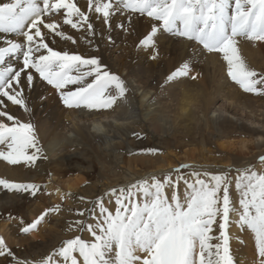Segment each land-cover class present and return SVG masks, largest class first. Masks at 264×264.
<instances>
[{"label": "bare ground", "instance_id": "bare-ground-1", "mask_svg": "<svg viewBox=\"0 0 264 264\" xmlns=\"http://www.w3.org/2000/svg\"><path fill=\"white\" fill-rule=\"evenodd\" d=\"M74 2L87 10V0ZM66 11H59L64 20ZM56 13L46 15L45 23L59 24L53 16ZM88 15L94 35L84 29L65 28L63 33L76 40L72 43L42 28L45 40L57 51L100 58L107 71L126 82V98L111 110L69 109L58 89L37 78L35 86L25 92L28 112L6 101L15 117L33 123L42 148L35 165H11L0 160V178L38 186L35 195L0 187V236L13 255L27 264H39L43 259H33L32 252H47L50 256L59 240L66 238L60 232L63 216L59 210L50 219L45 217L36 231L24 233L27 220L33 221L44 209L65 198L67 207H71L72 198L93 196L97 190L96 184L90 183L93 177L101 180L97 195L110 196L111 188L120 190L145 179L151 182L153 177L170 174L176 180V168L182 165L208 172L210 177L212 173L229 174L230 169L261 172L264 167L260 160L264 156V95L246 93L233 82L222 54L208 53L195 41L161 31L156 37L155 50L159 55L151 59L155 50L143 47L141 41L153 27L162 28V22L135 14L128 23L130 14L125 11L114 15L108 28L99 14ZM7 40L25 42L16 33H0V47L8 46ZM238 40L240 54L249 67L264 74V42L243 37ZM186 62L191 65L189 76L168 81L167 77ZM22 64V54L16 53L7 56L2 67L19 69ZM30 71L38 77L34 69ZM75 87L70 85L65 91ZM255 158L258 166L250 169ZM85 181L89 183L83 184ZM180 183L175 191L183 199L187 188L183 181ZM173 191L165 188L167 194ZM239 198L238 189L233 190L232 200L237 208ZM231 219L233 256L238 264H257L254 234L235 223L236 214ZM214 234L219 235V231ZM37 235L39 242L34 239ZM82 235L87 234L84 231ZM15 245L22 250H15Z\"/></svg>", "mask_w": 264, "mask_h": 264}, {"label": "snow or ice", "instance_id": "snow-or-ice-1", "mask_svg": "<svg viewBox=\"0 0 264 264\" xmlns=\"http://www.w3.org/2000/svg\"><path fill=\"white\" fill-rule=\"evenodd\" d=\"M87 4V10H82L74 0H0V33H16L25 38L23 43L7 40L8 46L0 47V146H4L0 148V160L11 165H35L41 158L35 126L15 117L6 103L28 112L25 92L35 86L37 78L58 89L69 109L111 110L126 98V82L107 71L100 58H85L49 46L42 28L76 43L73 37L58 31V24L45 23L46 15L62 9L67 10L64 24L84 29L90 35L95 32L89 12L99 14L108 28L113 16L122 12L130 14L128 23L135 14L146 15L162 22V28L153 27L141 41L143 47L155 50L161 31L195 41L204 51L223 55L228 77L244 92L264 95V74L249 67L240 54L238 40L243 37L264 42V0H87ZM73 16L77 18L75 22ZM16 53L23 56L22 66L2 67L5 58ZM158 55L155 50L151 59ZM190 71L191 65L186 62L167 79L188 77ZM70 85L77 87L65 91ZM260 160L264 163V156ZM192 175L194 182L183 176L173 180L169 175L164 181L153 177L151 182L145 179L133 184L134 191H121L117 196L114 213L101 203L98 222L83 225L92 240L80 236L69 239L39 264H238L231 250L232 214L238 216L235 223L242 230L254 234L257 264H264V173L246 169L236 178L239 208L231 198L227 174L212 175L210 181L200 179L199 172ZM181 181L187 188L183 199L175 191ZM0 187L32 195L38 191L36 184L2 178ZM166 187L174 189L171 196L165 193ZM138 194L144 197L142 203L136 199ZM57 210L58 206L49 209L22 231L29 233L48 212ZM215 230L219 235L214 234ZM5 255L12 256L13 252L0 236V257ZM78 257H82V262Z\"/></svg>", "mask_w": 264, "mask_h": 264}, {"label": "rangeland", "instance_id": "rangeland-1", "mask_svg": "<svg viewBox=\"0 0 264 264\" xmlns=\"http://www.w3.org/2000/svg\"><path fill=\"white\" fill-rule=\"evenodd\" d=\"M58 15H60V12H58V13H56V14L53 15L56 18L55 21L58 22V23L60 22L58 24L59 25L58 31L63 32V30L65 28L74 30L70 25L64 24L63 17L61 15L60 16H58ZM56 16H58V17H56ZM72 19L75 22L77 18L76 19L75 18H72ZM75 30H77V29H75ZM53 87L54 86L51 85L50 88H53ZM150 149L152 150V148H150ZM258 163H259L258 158H255L254 161H253V164L250 167V169L253 168V167L256 168L258 166ZM261 169L263 171H261L260 173H264V167L263 168L261 167ZM176 171L178 172V177L179 176H183L189 182H194L195 177L192 174L195 173V172H198L197 170L196 171L195 170H190V168H188V167H182V166H179L178 168H176ZM241 171L244 172V170H234V169H230V173L229 174L227 173V175L229 176V179L231 181V187H230V195H231V198H232L233 190H236L237 189L236 186H235L236 185V178L240 175L238 173H240ZM199 173H200V179H205L206 181H210L209 178H211V177L209 175L208 176H205L204 175L205 173H208V172L203 171V172H199ZM169 175L170 174H167L166 176L160 177L159 179L161 181H164L165 178L167 176H169ZM211 175H218V174L212 173ZM97 178L98 177H93L92 180L90 181V183H92L93 185L96 184L95 185V189H97V190L95 191L96 192V194H94L95 196L93 195L94 198H92L93 196H89V195H87V196L86 195L85 196L84 195H78V196H76V197H74V198L71 199V202H72L71 207L70 206L67 207V205H66V199H68V198H65V201L63 199V201L61 203H58V205H56V206H59L58 207V210H59V212L62 213V216L64 218V219L62 218V224H61L62 226H60V228L62 230H60V232L62 234H65V235H62V236L63 237H66L67 239L66 238H63V239L59 240V242L54 246L55 250L53 248L52 253L57 252L58 249L63 245V243L65 241H67L69 239H72V238L74 239L77 236H80L84 240H89V241L92 240L93 237L91 236V233L89 231H87L83 227V225H86V224L95 225L98 222V219L100 218V205H101V203L103 204V206L105 208H107L109 211H111V212L114 213L115 210H116V208L118 207V205L115 202H116L117 196L120 195L121 191L133 190V189H131V186L133 185L132 184L131 186H129L127 188H122L120 190L117 189V188H111V189H109L108 191H110L109 192L111 194L110 196H106V194L104 196H99V195H97V193L99 192V188H100L99 186H101V180L99 178L98 179ZM88 183H89V181H85V183H83V184H88ZM138 183L139 182H137L135 184H138ZM83 184H82V186H84ZM180 184L181 183H179V185L176 187L177 188V191L180 188ZM92 190H93V188H92ZM177 193L179 194V192H177ZM167 195H172V194H167ZM108 197H110V198H108ZM136 199L139 200L142 203L143 200H144V197H143L142 194H138L137 197H136ZM114 203L116 205H113ZM111 204H112V206H111ZM56 206H51V207H48V208L44 209V211L41 212V214H38L33 219V221H31V222L29 220H27L26 226H28L32 222L36 221L43 213H45L49 209H52V208H54ZM113 207H115V208H113ZM53 213H55V212H48V215L45 216L46 218L48 217L47 220L50 219V215H52ZM81 213H83V215H81ZM14 215L15 216L16 215L19 216L20 214L15 213ZM84 231L87 234L85 236L82 235ZM87 236H88V238H87ZM39 237L40 236H38V235L36 237H34V239H35L36 242L41 241V238H39ZM55 243H56V241H55ZM50 246H52V245H50ZM18 247H20V246L19 245H15L14 246V249L15 250H19V249L22 250V248H18ZM47 254H49V253L44 252L43 254L39 255V254H35V253L32 252L30 254V256L33 259H36L37 260V259H41V258H43V259L46 258L47 257ZM0 258L4 259V261L2 260V264H18V261H20V262L21 261H24V260H19V258L16 257V256H14V255H12V256L5 255V256L0 257ZM78 259H80L81 262H82V257H78Z\"/></svg>", "mask_w": 264, "mask_h": 264}]
</instances>
